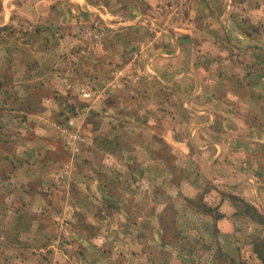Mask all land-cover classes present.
<instances>
[{
	"label": "rangeland",
	"instance_id": "1",
	"mask_svg": "<svg viewBox=\"0 0 264 264\" xmlns=\"http://www.w3.org/2000/svg\"><path fill=\"white\" fill-rule=\"evenodd\" d=\"M209 1L216 10L209 12L203 28L200 1L192 13L187 0H0V264H264V0ZM138 8L146 17L139 36L172 34L185 39V45L192 38L201 49L215 53L220 64L211 62L214 79L219 77L218 69L224 71L221 83L231 85L236 78L244 95L235 98L231 87L218 83V88H212V82H206L209 88L202 91L200 77L183 78L171 93L178 105L172 111L181 122L176 127L186 134L191 124L185 123L188 114L182 106L187 99L195 110L203 104L215 115L218 112L209 127L195 130L192 141L203 147L209 142L211 148H192L188 155L186 149H171L164 141H156L155 145H161L156 150L160 160L138 156L140 161L129 162L151 166L146 172L130 173L135 181L143 177V184H108L104 190L111 197L109 202L100 200L92 189L90 204L82 205L83 209L74 208L79 205L66 208L62 188L56 187V196H50L48 184L57 177L52 173L55 169L47 174L42 164L47 163L49 154L44 149L51 143L37 134L38 122L29 115L39 110L41 102L35 99L39 105L33 108L23 91L32 88L40 98L43 90H49L61 104L56 112L58 128L52 129L59 134L55 160L68 159L62 128L68 137L69 130H84L91 136L90 130L98 128L100 136L85 142L73 157V166L94 163L101 168L113 163L104 153L129 140L109 136L108 117L86 108L89 91L100 84L79 69L78 58L98 52L116 29L132 24ZM221 8H226L228 22L235 18L241 25L232 29L234 34L225 28ZM193 14L198 15L195 28L187 25ZM233 35L250 39L231 43ZM208 36L220 44L205 42ZM66 51L77 58L68 60ZM189 53L188 58H195L194 52ZM228 57L232 62L226 61ZM183 60L191 64L185 57L179 62ZM37 67V73L50 72L28 77L27 70ZM61 69L76 75L69 80L52 76L53 70ZM71 99L86 108L75 125L68 121L80 109L72 106ZM163 109L168 118V110ZM26 136L32 145L28 153V149L18 150ZM213 142L222 143L220 153ZM117 163L123 168L120 157ZM154 163L157 169H152ZM117 174L103 171L102 178ZM243 178L246 185L238 188ZM71 179H65L64 185ZM61 180L52 181L63 186ZM26 183L32 184L31 195L24 188ZM69 190V201L71 196L85 200L78 190ZM201 202L208 210H203ZM71 213L74 219L67 220Z\"/></svg>",
	"mask_w": 264,
	"mask_h": 264
},
{
	"label": "crops",
	"instance_id": "2",
	"mask_svg": "<svg viewBox=\"0 0 264 264\" xmlns=\"http://www.w3.org/2000/svg\"><path fill=\"white\" fill-rule=\"evenodd\" d=\"M195 1L196 0H187V2L191 4L190 10L192 13H194V10L197 11V4L200 1L199 6L202 7V12L205 13L201 24L203 28H205L206 22H208L210 19L209 17H211L209 12L211 10H216V5L215 3L213 4V2L211 3L209 0ZM136 10L137 14L135 19L132 20V24L116 29L113 34L109 35V39L104 41V47L98 52H95L94 54L88 53L89 55L86 57L78 58L81 59L80 62H78L79 69L85 70V75L89 74L90 77H93V82L95 80V84H100V86L96 87L95 90L89 91L90 103L88 102L89 105L86 108H88V110H97L105 117H108V126L106 125V128H109V136L112 134V137L117 141H120V137H124L129 140V142H119L116 148L109 149L104 153L111 158L113 163L105 166L101 165V168L99 167L100 165H95L94 163H77L73 166V157L80 152L85 142H92L96 139V137L100 136L98 128H92L94 130L92 132L90 130L89 134H92L91 136L87 135L84 130L81 132L74 130L72 132L69 130V137L64 128H62V131L58 129L61 132L62 137L65 133L63 149L66 151L68 159L65 161L55 160L53 155L60 151V149L55 150L56 147L54 146V143L58 141L57 138H59V134L57 131H53L52 129L58 128L55 126L58 122L56 112L59 110V106L61 104L57 98L52 96V92L49 90H43L42 93L44 94H42L40 98H38V95L36 97L34 96L37 93H33L31 90L32 88H29L28 85L26 86V89L27 87L28 89L23 91L27 96L26 100L30 103L29 105L33 104V106H35L33 108H38L36 105H39L38 103L34 104L35 99L36 102H41L38 108L39 110H31L29 115L31 119L34 118L33 120L38 122L35 126L37 134L46 136L51 143L50 145H47L48 148L44 149L49 154V157H47V163H45L46 165L42 164L44 166V168H42L43 171L46 173L48 172L47 174H51V171L55 169L52 173H54L57 179L62 178L61 181L63 182V186L60 184H53V181L56 182L57 180L54 177L52 179L53 181H50L48 184L51 189L50 196H56V187L62 188L60 196L61 194L64 195L65 192L66 208H68V206L74 207V205H79L74 208L79 209V207H81L83 209L82 205L90 204V191H93L92 189H95L96 193L100 197V200L103 202H109L110 196L104 190V188H107L106 186L108 184L109 187L111 185L123 186L126 183L128 184L126 181L133 182L132 186H138L140 183L143 184V177L140 181V176H137L138 180L135 181V178L131 179L130 173H134L136 171H141L143 173V171L146 172V170H148L151 166L147 167V165H145L146 163L131 166L129 162L134 160L140 161L138 156L154 161L160 160L161 158L157 156L159 155V151L156 150L159 149L161 145H155L156 141H160L162 143L164 141L163 144H168L169 148L172 147L173 149L179 150L180 148L183 150L186 149V154L188 155L190 154V150L192 148L196 149V147H199L201 150L211 148V145L209 146L208 144L209 142L203 147L202 145H194L192 141L195 139V130L201 129V127H209V125L213 123L214 117L218 119V112H216L215 115L213 111L211 112L208 108L206 109L203 104L201 105V109L195 110L193 105L189 103L187 99L184 101L185 104H182V106L184 107V112L188 114L185 119V123L191 122V124L188 125L189 131L187 130L186 134H181L176 127L177 124H181V122H178V117L174 112L178 105L172 101L171 93L174 90L173 88H176L175 86L179 87V82L188 76L191 77L192 80L198 77L201 78H198V80L204 82L202 83V91L205 89L204 87H208L206 82H212L215 84L212 88H218V83L219 85H224V82L221 83L220 78L226 73L218 69L217 72L219 77L214 79L215 77H213L211 73L212 71H210L211 62L220 64L215 58V53L210 50L201 49L197 44L198 42L192 38L190 40L191 42L186 44V46L183 43L185 42V39L179 36L175 37L172 34L171 36H159L156 34L148 38H144L143 35L139 36L138 32H142V25L145 23L144 20L146 17H144L143 12L140 11L139 8ZM225 10L226 8L220 9V16L223 18L225 28L229 30L231 29V32L233 33L232 29L240 28L241 25L239 26V23L236 24L234 21L235 18H231L230 21L232 22H228V19L224 16ZM197 16L198 15L195 14L191 15L192 22L191 24L187 23L189 27L195 28V19ZM208 26L210 25L208 24ZM233 36L235 37H233L234 40L232 38L233 41L231 43L235 42L240 44L243 43V40L250 39V37L247 36ZM203 40L207 43L220 44L219 40L212 39L210 36ZM190 45L196 46L193 47ZM190 51L191 53H195V58H188ZM67 53L68 52L66 51V56H69L67 57L68 60H72L71 57L73 56L74 58H77L74 54ZM184 57L185 61H191V64L186 65L184 60L179 62V59ZM226 61L232 62V58L228 57ZM138 62L140 64H138ZM37 71L38 67L36 69H32L31 71L27 70V76H38L39 78L44 77L45 75L47 76L50 72V70L42 73H37ZM72 74L76 75V73H68V70L63 69L59 71H52V76L56 78V75H58L61 80H63L64 77L68 80L72 79L69 77ZM218 79L219 81H217ZM240 85L242 84L237 83V79L234 78V82L231 83V85L225 84L224 87H231L233 92H236L235 98H237V96L244 95L243 86ZM65 91L66 89H63V92ZM67 91L71 92L69 89ZM214 96H216V94ZM242 100L244 101L243 98ZM72 101L74 102L72 106H77L80 109L77 113L79 115H75V119L72 118L68 121V123H73L75 125L77 124V120H82V110L84 111L86 108H82V106H79L76 101L72 99L69 102ZM64 107H66V104H63L61 109L63 110ZM163 108H166V111L168 110V118L164 117L165 113ZM161 112H163V115H161ZM86 113H88V111ZM210 115L212 116L210 117ZM195 118H199V120L201 119L202 121L194 123ZM60 119L61 117L59 120ZM103 134H108V132ZM211 140L213 141V139ZM19 143L18 150L28 149V153V151L32 148L27 136L25 139L20 140ZM213 143L217 145V152L220 153L221 148L223 147L222 143ZM161 149H163V147ZM119 157L121 158V162H123V168H119V165L121 164L117 163ZM43 162H45V160ZM240 162L242 163V160H240ZM152 167V169H157L155 163ZM262 168H264V166ZM21 170L24 173L29 171V169ZM103 171H105V173L119 174L115 176H108L104 180L102 178ZM257 177V175H254V178ZM65 179H71V182L67 184L65 183L64 185ZM248 179L250 181L252 180V177H248ZM244 180L245 178L239 181V185L237 186L238 188L246 185L247 181ZM24 188L28 190L29 195H31L30 193H33L32 190H29L30 188H33L31 183H26ZM69 188L78 190L79 193L84 195L85 200H73L71 196V200L69 201L71 193ZM48 200L52 201L51 199ZM50 201H47V204H49ZM110 201L114 202L115 200L111 199ZM62 217L65 219L64 214ZM67 218V220H73V214L71 213V216L69 215ZM75 230L77 233H80L78 227H75Z\"/></svg>",
	"mask_w": 264,
	"mask_h": 264
},
{
	"label": "trees",
	"instance_id": "3",
	"mask_svg": "<svg viewBox=\"0 0 264 264\" xmlns=\"http://www.w3.org/2000/svg\"><path fill=\"white\" fill-rule=\"evenodd\" d=\"M200 204H203L202 207H203V210H204V211H205V210H208V208L206 207V205L204 204V202H201ZM208 212H210V211H208Z\"/></svg>",
	"mask_w": 264,
	"mask_h": 264
},
{
	"label": "built area",
	"instance_id": "4",
	"mask_svg": "<svg viewBox=\"0 0 264 264\" xmlns=\"http://www.w3.org/2000/svg\"><path fill=\"white\" fill-rule=\"evenodd\" d=\"M85 94H89L88 92H85Z\"/></svg>",
	"mask_w": 264,
	"mask_h": 264
}]
</instances>
